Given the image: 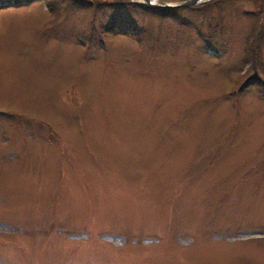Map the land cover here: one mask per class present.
I'll return each instance as SVG.
<instances>
[{
  "label": "rangeland",
  "instance_id": "rangeland-1",
  "mask_svg": "<svg viewBox=\"0 0 264 264\" xmlns=\"http://www.w3.org/2000/svg\"><path fill=\"white\" fill-rule=\"evenodd\" d=\"M99 1L0 8V264H264V0Z\"/></svg>",
  "mask_w": 264,
  "mask_h": 264
},
{
  "label": "trees",
  "instance_id": "trees-1",
  "mask_svg": "<svg viewBox=\"0 0 264 264\" xmlns=\"http://www.w3.org/2000/svg\"><path fill=\"white\" fill-rule=\"evenodd\" d=\"M29 1H31V0H0V8H4L7 6H20V5H24V4L28 3ZM68 1L73 5H77V6H80L83 8H87V9H89V7L93 8V7H96L100 4H103V2L99 1V0H68ZM115 2H116L115 4H113L112 2H106L108 7L111 9L109 12V16L111 17V23L109 24L110 27L112 26L113 22L115 21V19H113V18L116 15V13H114L113 7L119 6L120 8L118 7L116 9H125L126 10L127 5L136 6L140 10L151 12V13L157 15L158 17H164V16L169 17V16H171L173 19L179 20L180 22H183L181 16L177 13V10L181 9V7L173 8V9H167V8H157V7L146 6L144 4H140L137 2H131L129 0H117ZM197 6H199V4L190 6L188 8H195ZM118 22L119 21H115V23H118ZM120 25H121V28H124L126 30H130L132 33L135 32L134 31V25H132L130 23L122 24L120 21ZM120 25H117L118 28ZM251 79H253V78H251Z\"/></svg>",
  "mask_w": 264,
  "mask_h": 264
},
{
  "label": "water",
  "instance_id": "water-1",
  "mask_svg": "<svg viewBox=\"0 0 264 264\" xmlns=\"http://www.w3.org/2000/svg\"><path fill=\"white\" fill-rule=\"evenodd\" d=\"M204 1L206 0H180L176 2H165L159 0H141L140 2L139 1L138 2L151 7L173 9L177 7L195 5Z\"/></svg>",
  "mask_w": 264,
  "mask_h": 264
}]
</instances>
